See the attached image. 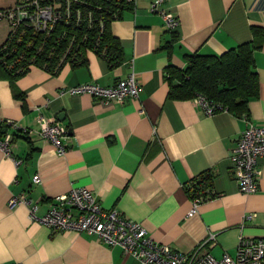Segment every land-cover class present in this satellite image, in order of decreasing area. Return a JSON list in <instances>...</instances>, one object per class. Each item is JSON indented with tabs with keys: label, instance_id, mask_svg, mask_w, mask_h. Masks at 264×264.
Listing matches in <instances>:
<instances>
[{
	"label": "crops",
	"instance_id": "1",
	"mask_svg": "<svg viewBox=\"0 0 264 264\" xmlns=\"http://www.w3.org/2000/svg\"><path fill=\"white\" fill-rule=\"evenodd\" d=\"M149 2L134 0L109 23L122 48L119 63L111 66L86 50L82 65L63 64L53 73L32 65L13 83L0 77L6 131H15L8 121L29 130L13 134L11 155L0 149V264H143L94 236L52 232L29 218L27 205L7 204L25 194L40 216L71 187L93 191L104 208L140 222L152 239L181 252L198 247L219 258L234 255L240 235L264 237V156L253 193L239 190L230 161L247 123L264 127V34L253 52L259 92L246 118L229 111L207 115L192 99L169 98L165 73L170 64L184 67L187 55H219L251 41L252 27L264 33V0H165L159 10L178 20L176 33ZM132 71L139 96L121 104L69 93L81 83L113 85ZM39 116L66 128L64 154L38 133ZM204 171L213 173L215 196L188 215L192 201L184 184ZM249 213L255 216L245 218ZM210 234L214 239L205 242Z\"/></svg>",
	"mask_w": 264,
	"mask_h": 264
},
{
	"label": "built area",
	"instance_id": "2",
	"mask_svg": "<svg viewBox=\"0 0 264 264\" xmlns=\"http://www.w3.org/2000/svg\"><path fill=\"white\" fill-rule=\"evenodd\" d=\"M9 3L0 6V19H5L10 25V31H30L40 34L45 42L50 36L53 38V47L59 46L61 51L56 53L58 64L66 63L68 53L73 48L85 45L88 37L83 34L80 39L75 35H66L70 26L79 27L83 21L91 28L94 23L98 27V35L92 45L99 48L102 31L106 21L115 19L120 11L121 0H113V9L93 0H8ZM110 0H103L109 2ZM165 0H150L149 10L159 11L169 31L177 30L178 20L169 12L159 10ZM134 4V0H124ZM65 38L61 46L59 40ZM28 41L27 45H32ZM43 44H40L42 46ZM39 46V49L41 47ZM53 47L49 54L54 52ZM56 52V51H55ZM100 53L105 55V48ZM140 83L132 71L125 78L119 79L113 85L103 86L94 82L77 84L69 89V93H89L103 102L123 103L127 98L139 96ZM193 103L200 107L207 115L218 111H227L221 105L209 101L203 95L192 98ZM143 112V109H140ZM41 123L39 134L49 141L60 155L66 152L62 137L66 128L59 122L37 117ZM244 118H246L244 116ZM1 121V120H0ZM9 124L22 133L28 129L18 127L11 121ZM12 134L6 132L0 138V149L11 155ZM264 156V127L247 123L237 138L236 145L230 155L232 176L242 193H253L257 190L258 178L261 173L259 157ZM34 182L39 181L36 174ZM209 200V199H208ZM192 208L188 215L196 212L197 207L207 201L202 198H193ZM9 207L25 204L29 207V218L38 221L52 232L76 231L94 236L109 246H119L125 254H130L143 264H264V237L239 236L234 255L223 253L217 258L210 253H199L198 247L190 252H181L171 248L168 244L152 239L144 226L137 221L126 218L117 209L104 208L95 193L85 187H71L66 193L52 198L50 207L40 216L36 214L37 205L33 204L25 194L12 195L7 202ZM254 213L245 218L252 219ZM214 239L208 235L205 242ZM204 243V242H203ZM200 246V245H199ZM19 264V263H9Z\"/></svg>",
	"mask_w": 264,
	"mask_h": 264
},
{
	"label": "trees",
	"instance_id": "3",
	"mask_svg": "<svg viewBox=\"0 0 264 264\" xmlns=\"http://www.w3.org/2000/svg\"><path fill=\"white\" fill-rule=\"evenodd\" d=\"M93 1L96 4L107 6L110 10L113 9V0L109 2ZM119 8L120 11L115 19L121 18L122 11L127 8L132 9L133 5L121 0ZM115 19L109 18L106 21L98 49L92 47L98 35L96 23L88 28L83 21L78 28L72 25L66 29L65 32L68 36L75 35L77 39H80L83 34H86L88 39L85 45L70 50L67 62L61 64H58L56 56V53H59L61 49L59 46L53 47L54 36H50L45 42H41L43 37L40 34H33L28 30L21 34V31L11 32L9 30L6 39L0 45V77L13 83L32 65L52 73L63 64H70L73 67L82 65L86 62L84 56L86 50H91L103 57L111 66L119 63L122 48L120 42L109 31V23ZM173 32L176 33V31ZM251 34V41L238 44L219 55L193 53L186 56V65L182 68L172 64L166 66L165 73L169 86L168 97L185 100L203 95L209 101L226 108L230 113L238 117H246L249 111V100L257 97L259 92L253 52L260 48L264 33L261 27H252ZM32 40L33 44L27 45L28 41ZM64 40L65 38L59 40L61 46ZM40 44L43 45L40 46ZM51 47H53L54 52L49 54ZM102 48H105V55L100 53ZM14 93L16 96L21 94L17 90ZM6 132V123L0 121V136ZM14 133L22 132L15 130ZM212 178L213 173L204 171L186 182L184 189L189 198H202L203 200L213 198L215 194L212 190Z\"/></svg>",
	"mask_w": 264,
	"mask_h": 264
},
{
	"label": "rangeland",
	"instance_id": "4",
	"mask_svg": "<svg viewBox=\"0 0 264 264\" xmlns=\"http://www.w3.org/2000/svg\"><path fill=\"white\" fill-rule=\"evenodd\" d=\"M8 3V0H0V6L6 5ZM9 30L10 25L8 24V22L5 19H0V45L6 39Z\"/></svg>",
	"mask_w": 264,
	"mask_h": 264
},
{
	"label": "water",
	"instance_id": "5",
	"mask_svg": "<svg viewBox=\"0 0 264 264\" xmlns=\"http://www.w3.org/2000/svg\"><path fill=\"white\" fill-rule=\"evenodd\" d=\"M59 120L63 119V116L60 114L58 117H57Z\"/></svg>",
	"mask_w": 264,
	"mask_h": 264
}]
</instances>
